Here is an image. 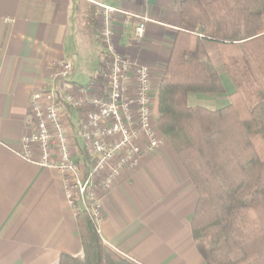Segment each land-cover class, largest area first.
Wrapping results in <instances>:
<instances>
[{
  "label": "crops",
  "instance_id": "0c3cea01",
  "mask_svg": "<svg viewBox=\"0 0 264 264\" xmlns=\"http://www.w3.org/2000/svg\"><path fill=\"white\" fill-rule=\"evenodd\" d=\"M183 1L0 0V264H58L61 254H82L76 213L65 199L62 179L20 155L21 139L35 131L31 95L51 82L62 62L73 66L69 82L74 93L82 88L96 93L101 61L111 58L100 37L105 7L113 10V53L147 67L152 81L159 82L179 31ZM82 2L94 8L93 29L79 20L76 8ZM143 18L144 35L136 42L134 29ZM203 46L208 70L218 73L224 93H190L187 104L220 110L228 106L234 87L220 69L214 44L203 41ZM94 56L96 75L86 85L76 83L77 67L91 65ZM80 121L78 113L68 110L71 156L83 168L88 161L76 135ZM196 203L197 193L166 142L142 155L136 168L123 170L101 196L97 231L131 264H204L190 229Z\"/></svg>",
  "mask_w": 264,
  "mask_h": 264
},
{
  "label": "trees",
  "instance_id": "16d2710c",
  "mask_svg": "<svg viewBox=\"0 0 264 264\" xmlns=\"http://www.w3.org/2000/svg\"><path fill=\"white\" fill-rule=\"evenodd\" d=\"M76 9H87L79 20L95 28L94 8ZM179 14L154 114L197 193L194 246L204 264H264V0H185ZM203 41L234 87L220 110L187 104L190 93H224ZM75 217L83 256L61 254L58 264H131L103 243L85 210Z\"/></svg>",
  "mask_w": 264,
  "mask_h": 264
},
{
  "label": "built area",
  "instance_id": "2783aa9c",
  "mask_svg": "<svg viewBox=\"0 0 264 264\" xmlns=\"http://www.w3.org/2000/svg\"><path fill=\"white\" fill-rule=\"evenodd\" d=\"M112 12L104 8L100 37L111 58L101 61L96 93L88 94L90 89L84 88L74 93L69 82L73 66L60 63L51 82L31 95L35 131L21 139V157L56 172L68 205L75 213L85 210L96 226L101 221V196L113 188L123 170L136 168L142 155L162 145L154 126L156 94L150 71L113 53ZM145 22L143 18L134 29L136 42L143 38ZM68 110L81 120L76 135L91 159L88 169L71 156ZM92 187L98 195L90 193Z\"/></svg>",
  "mask_w": 264,
  "mask_h": 264
},
{
  "label": "rangeland",
  "instance_id": "374dc122",
  "mask_svg": "<svg viewBox=\"0 0 264 264\" xmlns=\"http://www.w3.org/2000/svg\"><path fill=\"white\" fill-rule=\"evenodd\" d=\"M86 10H87V9H80V15H79L80 19H81V16L85 14ZM79 22H80V21H79ZM216 53H217V52H216ZM96 60H97V59H96V56H94L91 65H89V64L87 63V64H83V65L77 67V72H76V74H75V76H74V80H75L76 83H78V84H80V85H86V84L88 83V81H89V77H90L91 75H96V74H95ZM165 67H166V66H165ZM208 67H209V65H207V70H208ZM220 67H221V66H220ZM220 69H222V67H221ZM222 70H223V69H222ZM208 71H209V70H208ZM164 72H165V69H164ZM163 76H164V73H163ZM163 76H162V78H163ZM150 78H151V84H152V86H153V88H154V90H155V94H156V96H157L158 87H159V84H160L162 78H161V80H160L159 82H157V83H154V82L152 81L151 74H150ZM155 102H156V100H155ZM154 106H155V103H154ZM154 126H155L156 131L158 132V136H159V138L162 140V145H163L164 143L168 142L167 138H166V137H165V136H164V135L158 130L157 123H156V116H155V114H154ZM82 150H83V152H84V155L87 156V153H86V150H85L84 146L82 147ZM90 193H91L92 195H94V196H95V195H98L97 191H96L93 187H92V190H90ZM96 228H97V227H96ZM82 256H83V255L81 254V257H82Z\"/></svg>",
  "mask_w": 264,
  "mask_h": 264
}]
</instances>
